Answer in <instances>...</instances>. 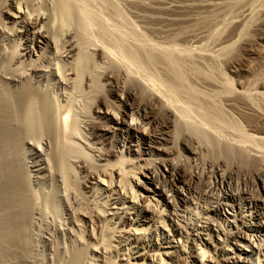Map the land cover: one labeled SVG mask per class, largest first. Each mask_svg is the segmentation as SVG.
Here are the masks:
<instances>
[{"label":"bare ground","instance_id":"6f19581e","mask_svg":"<svg viewBox=\"0 0 264 264\" xmlns=\"http://www.w3.org/2000/svg\"><path fill=\"white\" fill-rule=\"evenodd\" d=\"M88 11L71 0H0V264H37L42 252L50 264H186L184 235L194 264H261L264 134L253 148L244 145L249 139L230 144L231 139L190 131L197 123L191 127L186 108L197 102L204 114L217 111V98L224 97L231 109L255 112L264 93L235 96L228 84L210 93L217 104L198 102V87L187 83L183 65L190 61L175 50L156 54L116 41L106 46L98 16L91 15L97 41L89 37ZM240 25L239 34L245 31ZM187 32L176 30L169 38L174 42ZM139 58V72L123 71L122 64H138ZM200 69L194 76L206 81ZM50 86L61 92L51 96ZM177 95L188 100L184 109ZM257 113L264 119V109ZM223 114L214 116L225 121ZM159 127L167 133L156 136ZM184 128L189 138L181 145L190 158H203L200 174L177 161ZM188 131L205 154L191 146ZM220 160L227 161L225 169ZM47 180L55 186L42 199L32 187ZM109 192L113 198L100 204ZM89 199L97 207H79ZM220 217L224 232L214 225ZM186 218L200 224V237ZM197 242L216 259L207 262Z\"/></svg>","mask_w":264,"mask_h":264},{"label":"rangeland","instance_id":"374dc122","mask_svg":"<svg viewBox=\"0 0 264 264\" xmlns=\"http://www.w3.org/2000/svg\"><path fill=\"white\" fill-rule=\"evenodd\" d=\"M71 2L74 3V5L77 8L79 9L86 8L87 11L89 10L91 12L89 13L88 11L91 18L88 17L86 19V22H87V25L89 26L88 27L89 37L95 40L97 37L98 27L96 26V24H94L93 22L94 19H92L93 16L91 15H94V17L98 16L97 18H100V19L96 18V20H100L104 25V30L107 34V37L105 41L101 39L102 40L101 43L106 46H110V45L114 46L112 43L116 41L115 43H121L124 46L127 45L131 47V49H135L136 46L142 47L140 49H143L144 52H148V50L152 51L153 49L154 51L152 52L156 54L157 52L158 54L159 53L162 54V52H165V50L167 51L175 50V52H177L175 54L180 59L184 60L185 62L190 61V63L189 62L187 63V66L185 65L186 63L184 62H183V65H184V68L187 67L185 68V70L187 69L186 71L188 73L187 74L185 72V75H187L186 76L187 83H191L190 87H193L195 89L196 87H198L196 91L197 93H199L198 102L202 100L204 101H211V100L215 101L216 100L214 104H217L218 100L221 101L219 103L220 106L217 104V108H219L217 111L213 110V111H210L204 114V112L202 113V110L199 109L197 102L195 103L189 102L191 105L190 104L188 105V100L187 101L183 100L185 99L184 96H181V95L175 96L174 98H177V99L180 97L178 100L177 99L175 100L177 102H180L178 103V105L179 106L182 105L183 109L186 106L185 104H187L188 106H191L189 108H186L188 111H186L185 109V111L188 112V114L186 115L185 113V115L190 118L189 119L187 117L186 119H188V122L193 121L192 122L193 124L189 122L191 127L192 126L195 127L196 123H197V126L195 128L190 127L191 128L190 131H194L197 128L196 129L197 131L199 130V131L206 132L209 134V136L210 134L212 136L215 134L213 137L211 136L212 138L218 137L217 139H219L220 137H222L219 140H223L224 142H227L228 140L231 139L229 141L230 144L236 143V141H237V144H239L240 142L245 143L244 141H247L249 139L250 140L248 141L249 143L247 142L244 145L249 146L250 144V146H252L253 148L255 147L253 146V144L255 145L259 142L257 141L256 143L257 137L259 136L258 140L260 137L261 138L263 137L260 135V133L262 132V134H264L263 133L264 132V121H263L264 119H261L260 117L262 115L257 113L264 109L263 107L264 104H262L261 101L259 102L256 101L258 105L256 106L255 112L249 109H246V108L244 110L240 109L241 110L240 111L238 109L235 110V109L229 108L227 106V103H225L226 101L224 100L226 98L224 97L220 99L217 98L218 99L217 100V99H214V96L211 97L213 94L211 95L210 93H214L213 90L214 91L223 90L221 88H226L228 84L233 85L231 86H232V89L234 90L233 94H235V96L237 95V93H241L244 91L247 94H250V93L253 94L256 92L264 93V0H71ZM193 7H194V10H193ZM195 7H197L198 10ZM206 18L209 19L208 21L209 25L206 23L208 26L207 28H205L206 24L204 25L202 24L200 25V27H197V28L194 27V25L197 22L202 21ZM91 19L93 21H91ZM237 24L238 25L241 24L244 26L245 31L243 33L239 34L240 32L238 33L236 31L235 27L238 26ZM181 29H184V31L186 32L188 31V32L184 34L183 37H181L179 40H175V41L173 40L174 42H172V40L170 39L172 38L171 34L174 33L176 30H181ZM145 48H148V49L145 51ZM224 49H226L225 50L226 52L224 51ZM115 53L118 57H120L119 54L123 55V52L121 50H116ZM49 57H51L50 54H49ZM138 60L140 62L138 64L132 63L129 61H128L129 65L127 63L122 64L123 71L128 72L131 70L129 73H133V74L139 72V68H138L139 64H142L143 62L141 61L142 60L141 58H139ZM189 64H191L192 67L189 66ZM126 66H127V70H125ZM188 66L192 70H189L190 68ZM151 68H152L151 69L152 71L154 72L157 71L155 70L154 67H151ZM200 68L204 72L206 81L210 78L209 81L206 82L204 79H200L194 76L195 75L194 70L200 69ZM147 72L145 71L144 75L148 76ZM155 75L156 77H161L162 79L161 81H164L163 79L164 77L161 76V72L160 73L158 72V74L156 72ZM195 80L197 81L195 82ZM214 80L215 82L213 83ZM40 87L42 88L41 85ZM217 87L218 89H214ZM49 88H50V91H49L50 93L51 91L54 92V93L53 92L51 93L52 95L49 93L53 97H56V95L61 90L53 86H52L53 90L51 86ZM42 90H45V89L42 88ZM198 91L202 93L200 94V92ZM203 93L205 94V96L207 94H210V96L207 95L206 96L207 99H206L205 96H202ZM47 94H48V91H47ZM183 105L185 106L183 107ZM259 105L260 106L262 105V106L259 107ZM219 113L227 114V115L223 114L225 116L224 117L225 121H219L218 119L216 120L215 116ZM209 114H210L211 119L210 117L206 118V116H209ZM260 119L262 122L260 121ZM185 121L187 122V120ZM236 124H238L239 126ZM160 128L161 127L156 128L154 130L156 131L157 129H159L158 131H156L157 134L156 132H154L156 136L161 135V134L163 135L164 131L165 133H167L166 130L162 128L160 129ZM207 128L210 130V132H208L209 130ZM196 130L194 132H196ZM182 132L184 134H180L181 137L179 138L181 140L179 142L180 144L178 145L180 149V153H182V155L179 153L180 160L177 159V161H179V163H181L182 166H186V170L189 173H194V175H196L197 173L200 174V170L201 171L203 170V160H202L203 158L200 159V156L196 158L194 156L193 157L191 156L190 158L189 153L186 152L185 147L182 146L185 144L183 140L184 139L186 140V138L189 135L187 131L185 130V128L182 130ZM191 133L189 132L190 135ZM244 133L246 134V137ZM220 135H223L224 137ZM239 135L241 137H239ZM191 136L193 137V139L191 140L193 144L191 143V146L196 148V151H199L198 155H201L203 153L205 154L206 147L205 148L201 147L202 145L199 143V140L197 141V136H194V135H191ZM250 136H254L256 138L255 139H253V137L249 138ZM223 138L224 139L226 138L228 140L226 141V139L224 140ZM233 139L236 141L233 142L234 141ZM181 141L183 144L181 143ZM201 151L203 152L201 153ZM177 156L178 155H175V157ZM182 158L185 160H183ZM188 158L191 159L190 162ZM194 158L195 159L199 158L198 159L199 161L195 160ZM208 160H211V159H208ZM220 162H221V166L223 165L225 169L226 165L224 164H226L227 161L222 162V160H220ZM200 166L202 169L200 168ZM150 167L155 169L151 165ZM232 167L237 168V166H234V165ZM137 177H139V175H137ZM130 181L132 180L130 179ZM45 182L46 183H44L43 181H39L38 185H35L36 187L35 186L32 187L34 189L33 191L35 193L38 192L39 194L38 193L37 194L40 195L39 197L41 198L49 195V193L52 192L53 186H55L53 185L54 182L52 181H51L52 184H50L51 183L50 180H47ZM135 190H138V188H135ZM113 195H114L113 192L105 193L101 196L102 201L99 199L97 201L100 204H108V201L111 198H113ZM78 205L79 207H82V209H87V205H89L90 208L97 207L95 205V202H93L92 199H89L88 201L86 200L84 203H80ZM219 219L220 220L217 221V223L214 225L216 226L219 232H224L225 231L224 230V220L222 217H220ZM108 220H109V217H106L105 222H107ZM186 222L189 226L192 224L195 225L196 227L195 231L198 232V236L200 237L201 236L199 234L200 224L195 219L189 222L186 218ZM108 226L112 227L110 224ZM168 229L170 228L168 227ZM184 236L186 238L183 240L184 245L186 247V251L183 257L186 258L185 260L186 264H194L193 261L195 260V254H193V250L190 247V243H186L188 236L186 235ZM258 238L259 237H255L253 239L256 240L257 243H260ZM196 247L206 250L207 252L206 261L207 262L211 259H216V257L214 256V253L210 249L203 247L200 242H197ZM39 255L40 256L38 258L40 260L39 259L37 260V264H50L49 262H47L48 261L47 255L45 253L42 252ZM113 255H114V251H113ZM260 258H261V264H264V250L260 253ZM39 261H41L42 263Z\"/></svg>","mask_w":264,"mask_h":264}]
</instances>
